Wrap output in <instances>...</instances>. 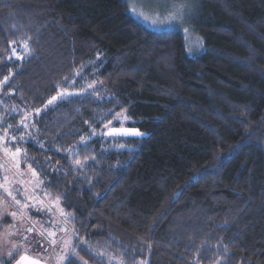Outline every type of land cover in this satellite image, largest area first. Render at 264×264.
Returning a JSON list of instances; mask_svg holds the SVG:
<instances>
[{
	"label": "trees",
	"instance_id": "1",
	"mask_svg": "<svg viewBox=\"0 0 264 264\" xmlns=\"http://www.w3.org/2000/svg\"><path fill=\"white\" fill-rule=\"evenodd\" d=\"M196 5L192 58L125 0H0V133L87 264H264V0Z\"/></svg>",
	"mask_w": 264,
	"mask_h": 264
},
{
	"label": "rangeland",
	"instance_id": "2",
	"mask_svg": "<svg viewBox=\"0 0 264 264\" xmlns=\"http://www.w3.org/2000/svg\"><path fill=\"white\" fill-rule=\"evenodd\" d=\"M127 11L130 16L137 22L142 24L145 28L155 32H168L178 31L182 34L186 52L190 57H197L203 50V41L199 35L192 32L194 31L195 17L197 13L196 0H125ZM187 4L184 8L183 5ZM183 9V20L171 21L170 16L175 11ZM134 12L136 14H134ZM14 51V50H13ZM17 56V52H13V57ZM94 85V84H93ZM92 89V87L90 88ZM72 95L70 92L60 91L56 96L57 99L53 101L55 104L62 98ZM48 103L46 105L50 106ZM40 111H37L39 113ZM31 120L21 123V127L27 131L30 124H25ZM116 121L120 124L118 129L127 128L125 124L127 119L123 115L116 117ZM113 127L109 125V128ZM129 129V128H127ZM112 137H140L139 136H107ZM21 135L13 138H6L5 135L0 133V184H3L8 191H12L16 198L21 201V204L27 203L28 208H22L16 205L11 197H7L4 188H0V260L2 264H15L12 257H8L6 252L13 243H24L28 253L32 256L39 255L43 260H47V264H56L54 257L59 254L60 249L57 248L53 251V246L50 241L52 239L63 240L65 237L71 239L73 245L78 248L83 245L79 241L70 228L67 215L62 208L61 201L57 200L58 197L51 194L50 191L43 187L38 175L33 176L32 172L37 171L27 161V155L21 149V144L24 138ZM20 149V154L15 161L11 159L12 154ZM36 208H42L40 212ZM16 211L18 214L14 219L10 213ZM33 228L32 232H26V229ZM65 229L66 231H61ZM55 232L56 236L49 235ZM8 233H16V235H8ZM22 235H27L28 240L23 241ZM44 245L43 247L41 245ZM48 248V252H45ZM24 252V248L20 249ZM13 256H18V253H13ZM49 256L53 258H49ZM71 260L84 264V262L76 255L71 256ZM0 262V263H1ZM66 260L64 264H67Z\"/></svg>",
	"mask_w": 264,
	"mask_h": 264
},
{
	"label": "snow or ice",
	"instance_id": "3",
	"mask_svg": "<svg viewBox=\"0 0 264 264\" xmlns=\"http://www.w3.org/2000/svg\"><path fill=\"white\" fill-rule=\"evenodd\" d=\"M184 8L187 7V4L183 5ZM134 14H136L134 12ZM170 20L171 21H176V20H180L182 22L183 20V9L177 10L175 11L173 14H171L170 16ZM17 59H22V57L20 56H16ZM8 80V77L5 76L4 77V81L0 82H6ZM89 87H93V85H89ZM57 99V97H52L49 101L48 104H52L53 101H55ZM26 119V118H25ZM23 123V121H22ZM112 122L109 121V124H111ZM25 127H27V124H25ZM105 128L108 129V131H106L104 133V135L107 136H139L141 135V133L136 130V129H127V128H123V129H118L115 127H111L109 128L108 125H105ZM5 135H7V132L5 131ZM21 139H23L21 137ZM20 154V149L18 148L16 150V153L12 154L11 159L13 161H15L17 159V157ZM76 164L79 166L80 165V161L77 160ZM33 176H36L37 173L35 171L32 172ZM0 188H4V191L6 193L7 197H11L12 201L16 204V205H20L22 208H28L29 205L27 203L21 204V201L19 199L16 198V195L12 192V191H8L7 188H5V186L3 184H0ZM0 199H3V197H0ZM57 200L59 201V198H57ZM42 208H36L37 212L42 211ZM17 212L13 211L10 213V215L15 219L17 216ZM34 229L33 228H28L26 229V232H32ZM61 231H66L65 229H61ZM8 235H16V233H8ZM50 236L55 237L56 233L53 231L51 233H49ZM22 239L23 241H27L28 240V236L27 235H22ZM51 245L53 246V251H55L57 248L60 249L59 254H57L54 259L56 261V264H64V262L67 260L68 264H75V261L71 260L70 257L71 256H76L78 255L77 253V248L75 245H73L72 241L70 238L65 237L63 240H58V239H52L50 241ZM83 243V242H81ZM42 247L44 246L43 244L41 245ZM24 248V252H20V249ZM45 252H48V248H45ZM13 253H18V256H13ZM2 254V253H0ZM6 255L8 257H12V259L15 260V264H47V260H43L40 258L39 255L37 256H32L28 253L27 248L25 247L24 243L21 244H17V243H13L11 245L10 248H8ZM49 258H53L51 256H49ZM84 264H87V262L85 261Z\"/></svg>",
	"mask_w": 264,
	"mask_h": 264
},
{
	"label": "crops",
	"instance_id": "4",
	"mask_svg": "<svg viewBox=\"0 0 264 264\" xmlns=\"http://www.w3.org/2000/svg\"><path fill=\"white\" fill-rule=\"evenodd\" d=\"M0 262H1V260H0ZM0 264H2V262Z\"/></svg>",
	"mask_w": 264,
	"mask_h": 264
}]
</instances>
